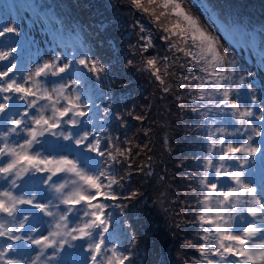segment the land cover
<instances>
[{
	"label": "snow or ice",
	"instance_id": "6c2138e0",
	"mask_svg": "<svg viewBox=\"0 0 264 264\" xmlns=\"http://www.w3.org/2000/svg\"><path fill=\"white\" fill-rule=\"evenodd\" d=\"M129 2L159 26L171 55L159 67L157 57H144L154 44L137 20L133 28L141 35L124 66L149 72L162 92L175 90L177 100L188 102L198 121L193 131L203 140L193 154L196 172L185 177L191 189L185 203L198 231L184 245L199 253L194 264H264V100L242 94L255 92L251 74H241L180 0ZM10 35H22L19 25L0 17V41ZM78 37L68 43L64 28L55 29L54 54L44 59L37 47L22 76L18 49L33 42L25 37L0 50V62L7 61L0 69V264H139L125 215L141 198L126 190L132 149L121 147L128 141L110 128L113 118L123 126L124 115L110 103L101 109L119 69ZM170 75H177L175 85L166 83ZM21 206L49 219L32 224ZM181 215L172 213L177 229Z\"/></svg>",
	"mask_w": 264,
	"mask_h": 264
},
{
	"label": "trees",
	"instance_id": "16d2710c",
	"mask_svg": "<svg viewBox=\"0 0 264 264\" xmlns=\"http://www.w3.org/2000/svg\"><path fill=\"white\" fill-rule=\"evenodd\" d=\"M52 1L56 11L81 40L119 69L112 73L115 83L109 90L110 96L101 103V109L110 103L113 112L124 115L123 126L113 118L110 128L111 135L128 141L121 147L132 149V169L126 190L140 193L141 198L128 204L125 215L137 237L139 264H185L186 261L194 264L199 253L184 245L186 239L195 240L198 231L197 226L190 222L194 214L189 212L185 203L190 199L188 193L191 191L185 177L197 169L193 154L203 143L193 131V125L198 121L187 110L189 103L176 99L175 90L164 93L149 72L124 66L130 46L136 44L141 35L133 28L135 21L140 20L148 29L154 47L143 55L146 58L157 57L158 67L163 64L162 58L166 54L171 55L161 40L163 33L150 17L132 8L129 0ZM180 2L190 15L193 16V9L218 28L225 26L238 38L245 37L251 41V29L264 36V0ZM134 58L139 66L140 58ZM169 71L176 72V67L169 68ZM177 78V75H170L166 83L175 85ZM187 100L190 101L191 97ZM180 105L184 106L183 109ZM137 116L143 119H135ZM147 172L151 175H146ZM162 199L168 200L164 208L168 207L170 212L163 210L159 213L161 203L158 210L155 209L156 203ZM172 213L182 214L181 228L173 227Z\"/></svg>",
	"mask_w": 264,
	"mask_h": 264
},
{
	"label": "rangeland",
	"instance_id": "374dc122",
	"mask_svg": "<svg viewBox=\"0 0 264 264\" xmlns=\"http://www.w3.org/2000/svg\"><path fill=\"white\" fill-rule=\"evenodd\" d=\"M26 13H27V12H25V14H26ZM208 32H209L212 36H216V38H217L218 42H220V45H221V46H222V45L230 46V44L226 41V39H225L224 37H222V35H221V33L219 32V30L214 29V30H212V31H208ZM36 34L39 35L40 37H42L41 34H40V32H36ZM45 53H46V52H45ZM53 54H54V53H53L52 50H48V54H47V55H48V59H50L51 56H52ZM251 69H253V68H251ZM252 74H254L253 70H252ZM254 89H255L254 95H256V94L258 93V89H256L255 87H254ZM242 94H243V92H242ZM162 201H163V203H162ZM165 202H168V200L166 199V200L164 201V199H162V200L159 201L158 204L156 203V205H155V209L157 208V210H158V206H159V204L161 203L160 206H159L161 212L158 210L159 213H162V212H163V208H164V204H165ZM42 218L49 219L48 217H42ZM46 232H47V228H46ZM46 232H44V234H46Z\"/></svg>",
	"mask_w": 264,
	"mask_h": 264
}]
</instances>
